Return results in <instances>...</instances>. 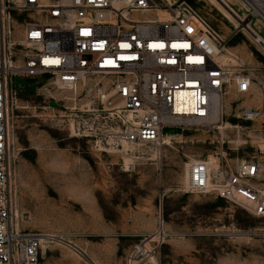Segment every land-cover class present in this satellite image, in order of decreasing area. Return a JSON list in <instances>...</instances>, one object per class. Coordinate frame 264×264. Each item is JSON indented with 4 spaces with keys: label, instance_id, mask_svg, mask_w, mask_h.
Masks as SVG:
<instances>
[{
    "label": "built area",
    "instance_id": "built-area-1",
    "mask_svg": "<svg viewBox=\"0 0 264 264\" xmlns=\"http://www.w3.org/2000/svg\"><path fill=\"white\" fill-rule=\"evenodd\" d=\"M223 44L185 1L0 0V264H41L43 235L20 228L17 216L20 149L10 122L16 78L43 77L68 92L72 130L91 137L97 151L134 162L139 148L160 147L167 133L218 129L224 113L213 119L214 98L250 92L254 76L217 61ZM239 111L237 118L264 142V108ZM228 143L217 135L215 164L187 163L182 191L264 216V149L231 166ZM164 236L159 215L154 232L128 251L126 264L148 263Z\"/></svg>",
    "mask_w": 264,
    "mask_h": 264
},
{
    "label": "rangeland",
    "instance_id": "rangeland-1",
    "mask_svg": "<svg viewBox=\"0 0 264 264\" xmlns=\"http://www.w3.org/2000/svg\"><path fill=\"white\" fill-rule=\"evenodd\" d=\"M167 1L191 4L225 38L235 55L229 65L264 84V47L222 9L211 0ZM226 2L243 18L239 24L264 38V21L247 0V7ZM257 82L249 93L223 96V121L236 128L175 131L160 147L139 148V159L131 162L97 151L91 137L72 130L68 92L43 77L16 78L10 122L20 149L17 216L20 228L50 237L41 240L42 264H126L128 251L154 232L159 215L166 236L157 264H264V216L214 195L182 191L189 161L215 159L217 135L232 147L226 155L231 166L261 155L264 142L237 118L244 106L264 108Z\"/></svg>",
    "mask_w": 264,
    "mask_h": 264
},
{
    "label": "bare ground",
    "instance_id": "bare-ground-1",
    "mask_svg": "<svg viewBox=\"0 0 264 264\" xmlns=\"http://www.w3.org/2000/svg\"><path fill=\"white\" fill-rule=\"evenodd\" d=\"M211 1L218 8L222 9L225 12V16H227L230 20L233 21L235 28H237V29L241 28V30L245 31L254 40V42L259 44L262 48L264 47V38L262 36H260L250 25L242 26L241 24H239V21H243V18L237 16L235 10L226 2V0H211ZM233 1H237L242 6L247 7V5L243 2V0H233ZM247 1H248L247 3H250V5L253 8H255L256 13H258L262 17V19L264 21V0H247ZM220 36H221L222 39L225 40V38L221 34H220ZM225 45L226 44H223L222 49H221V51H220V53H219V55L217 57V61L222 63V64L229 65L230 62H234L235 55ZM213 103H214L213 119L216 120L218 115H219V119H220V113H222V112L224 113V111L228 107L227 106V101L222 96H219V97H215L214 98ZM225 103H226V105H225ZM217 125H218V128L221 131L224 130V129H227V128H236V126H233L231 124V122H229V121H222V122L219 121ZM167 136H169V133L164 135L163 143L164 142L165 143L169 142L168 138H166ZM165 139H166V141H165ZM126 147L127 146H124V148H126ZM147 147H149V146H147ZM151 152L154 153L155 151L153 149H151ZM156 155H158V154L156 153ZM128 161H129V159H128ZM127 162H125V163H127ZM207 162L208 163H212V164L216 163L214 157H210V159ZM184 183L185 184L187 183V173H186V176L184 177ZM46 236H48V235H46ZM41 238H42V240H49L50 239V237H44V235ZM146 264H157V263L155 261V258L152 257L150 259V261L148 263H146Z\"/></svg>",
    "mask_w": 264,
    "mask_h": 264
},
{
    "label": "crops",
    "instance_id": "crops-1",
    "mask_svg": "<svg viewBox=\"0 0 264 264\" xmlns=\"http://www.w3.org/2000/svg\"><path fill=\"white\" fill-rule=\"evenodd\" d=\"M41 264H42V262H41Z\"/></svg>",
    "mask_w": 264,
    "mask_h": 264
}]
</instances>
